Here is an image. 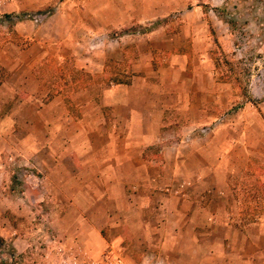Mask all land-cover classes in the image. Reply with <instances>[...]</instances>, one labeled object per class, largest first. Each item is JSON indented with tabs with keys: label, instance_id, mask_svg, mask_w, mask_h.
Listing matches in <instances>:
<instances>
[{
	"label": "crops",
	"instance_id": "crops-1",
	"mask_svg": "<svg viewBox=\"0 0 264 264\" xmlns=\"http://www.w3.org/2000/svg\"><path fill=\"white\" fill-rule=\"evenodd\" d=\"M53 1L60 5L55 10L47 7ZM45 7L50 11L41 14ZM186 7L183 0H0V14L42 15L30 34L58 30L57 36L74 37L68 48L75 57L73 67L87 72V78L97 74L101 82L94 85L89 78L83 84L81 74L83 85L75 92H68L72 81L53 90L20 62L17 81L10 77L0 84V99L24 92L16 113L24 119L20 129L50 133L45 148L33 145L35 161L45 171H58L63 157L72 163L68 142L57 146L59 139L68 140L74 131L87 139L86 163L97 156L99 171L64 175L82 180L79 194L87 202L67 188L53 191L68 197L67 212L75 226L85 228L87 213L97 211V237L115 221L109 212L126 207L130 218L143 211L144 221L134 226L139 228L136 243L146 246V256L156 255L150 246L157 243L163 264H264V215L241 214L230 183L235 165L249 157L228 156L232 145L216 141L227 125L217 130L214 123L231 92L213 72L208 39L198 33L199 7L190 12ZM29 16L18 26L35 23ZM29 49L38 51L36 44ZM15 85L19 89L14 92ZM7 175L0 178V237L20 254L29 239L6 212L25 206L11 201ZM59 176L49 173L55 181ZM80 240L87 244L89 235Z\"/></svg>",
	"mask_w": 264,
	"mask_h": 264
},
{
	"label": "rangeland",
	"instance_id": "rangeland-1",
	"mask_svg": "<svg viewBox=\"0 0 264 264\" xmlns=\"http://www.w3.org/2000/svg\"><path fill=\"white\" fill-rule=\"evenodd\" d=\"M183 1L187 6L186 12L199 7L198 33L202 34L203 41L205 37L208 39L211 57L215 60L213 72L227 92H231V98L218 110L219 121L214 123L217 130L221 128L220 125H227L226 130L218 133L216 141H228V146L232 145L227 151L228 156L242 161L243 157H249L247 163L235 165L231 188L235 191L241 214L264 215V0H252L253 9L249 8V0ZM58 5L53 1L47 7L55 10ZM235 5L236 9H233L232 6ZM47 7L42 9L41 14L50 11ZM77 7L79 9L76 10H80L81 5L77 4ZM6 15L0 14V84L10 77L14 82L17 81L14 77L15 67L20 62L32 67L38 79L50 87L53 85V90H58L63 82L64 86H68L69 81H72L68 92H75L89 78L94 81V85L101 84L97 74L87 78V72L73 67L75 57L68 48H71L74 37L65 34L57 36L58 30L50 35L44 31H40L38 35L30 34L39 24L42 15H22V12L11 13L9 17ZM28 16L35 23L27 22L26 25L18 26L23 20H28ZM31 44H36L40 52H31ZM65 54L69 55L61 63L58 57ZM60 63L61 66L58 65ZM81 74L85 77L83 84ZM102 79L105 81V78ZM13 89L15 92L19 87L15 85ZM18 92L20 93H15L12 99H0V178L8 173L7 190L13 197L10 200L16 205L20 203L25 206L19 212L6 213L18 228L19 234L27 235L29 247L16 254L10 243L4 242L0 245V264H95L110 248L122 257L125 264H163L159 257L161 248L157 243L150 246L151 252L154 251L156 255L147 256L144 254L146 246L136 243L134 235L139 228L135 229L134 226L144 221L143 211L134 213L130 218L126 207H120L118 211L112 210L109 214L115 220L113 225L101 229L97 237H94L93 231H97L94 225L100 220L99 212L87 213L88 225L85 228L75 226L72 213L67 212L68 197L64 194L54 195L53 191L67 188L73 194H79L82 180L66 179L65 173H69L70 177H81L86 171L96 173L99 171L98 158H90L89 163H86L87 139L80 131H74L68 133V140L59 139L56 143L57 146H65V141L68 142V156L72 157V163L67 164L63 157L58 171L42 169L33 156V145L36 142L45 148L50 133L44 131L39 135L34 130L29 132L20 129L24 119L16 113L21 108L20 100L24 92ZM62 92L64 95L67 93L65 88ZM65 102L67 104L66 100ZM67 108L71 109V106ZM70 113H73L72 110ZM76 115L73 113L74 117ZM28 120L33 121L31 118ZM62 124L64 126L66 123ZM93 143L96 147V140ZM246 148L248 155L245 156ZM94 153L97 154L96 148ZM50 172H58V181L50 179ZM90 183L96 192L99 191L93 181L90 180ZM78 198L81 202H87L80 194ZM251 219L253 218H248ZM85 233L89 235V241L82 244L80 236Z\"/></svg>",
	"mask_w": 264,
	"mask_h": 264
},
{
	"label": "built area",
	"instance_id": "built-area-1",
	"mask_svg": "<svg viewBox=\"0 0 264 264\" xmlns=\"http://www.w3.org/2000/svg\"><path fill=\"white\" fill-rule=\"evenodd\" d=\"M95 264H125V262L119 254L110 248L102 255L100 261Z\"/></svg>",
	"mask_w": 264,
	"mask_h": 264
},
{
	"label": "trees",
	"instance_id": "trees-1",
	"mask_svg": "<svg viewBox=\"0 0 264 264\" xmlns=\"http://www.w3.org/2000/svg\"><path fill=\"white\" fill-rule=\"evenodd\" d=\"M249 1L251 2V4L249 3L250 6H251V7H249V8H250V9H253V6H254V5L252 6V0H249ZM254 1H255V0H254ZM232 8H233V9H236V5H235V6H232ZM6 16L9 17L10 15H6ZM3 244H4V240L0 237V245H3Z\"/></svg>",
	"mask_w": 264,
	"mask_h": 264
}]
</instances>
